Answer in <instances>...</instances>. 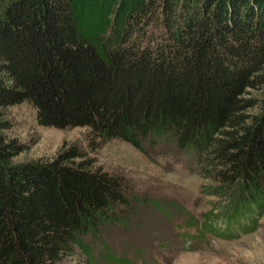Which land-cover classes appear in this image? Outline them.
<instances>
[{
    "label": "trees",
    "instance_id": "trees-1",
    "mask_svg": "<svg viewBox=\"0 0 264 264\" xmlns=\"http://www.w3.org/2000/svg\"><path fill=\"white\" fill-rule=\"evenodd\" d=\"M261 85L264 0H132L99 39L74 0H0V106L28 100L40 124L87 126L91 144H174L214 164L215 193L239 200L230 221L264 204V98L250 113L257 100L245 95ZM22 148L0 131V264L91 257L86 233L105 240L137 214L126 176L81 146L8 161Z\"/></svg>",
    "mask_w": 264,
    "mask_h": 264
},
{
    "label": "rangeland",
    "instance_id": "rangeland-1",
    "mask_svg": "<svg viewBox=\"0 0 264 264\" xmlns=\"http://www.w3.org/2000/svg\"><path fill=\"white\" fill-rule=\"evenodd\" d=\"M74 1L77 21L92 39L103 37L111 22L122 19L132 5V0ZM245 95L257 100L247 111L258 112L264 85L248 88ZM0 119L7 120L0 131L23 143L8 161L51 159L75 143L95 165L124 174L129 191L137 196V214L126 226L112 223L103 234L105 240L86 233L92 256L77 250L62 263L114 264L108 259L112 253L119 256L116 261L133 264H264V204L249 218L227 220L239 200L227 192L215 193L214 164L201 166L195 155L165 141L154 146L145 142L144 150L120 137L91 144L87 126L40 124L28 100L0 106ZM153 200L161 206H154Z\"/></svg>",
    "mask_w": 264,
    "mask_h": 264
}]
</instances>
